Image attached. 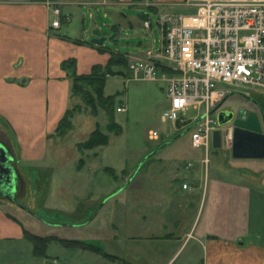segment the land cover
Here are the masks:
<instances>
[{"label":"crops","instance_id":"crops-1","mask_svg":"<svg viewBox=\"0 0 264 264\" xmlns=\"http://www.w3.org/2000/svg\"><path fill=\"white\" fill-rule=\"evenodd\" d=\"M52 1L71 16L58 27L51 26L53 12L48 0H0V117L14 135L11 148L1 137L0 141L16 156L13 165L24 166L27 181L30 170L45 160L50 135L69 107L70 70L62 67V60L73 57L76 73H88L94 64L104 65L113 52L122 53L127 63L147 58V50L158 53L161 30L155 23L145 26L143 21L150 17L149 10L157 15L167 12L165 7L182 4V0ZM127 7L144 11L130 15L124 11ZM100 11L113 17L114 25L127 27V41L114 38L124 49L103 48L72 34L74 25L88 20L94 27ZM119 66L117 74L124 78L127 64ZM219 108L228 107L221 104ZM160 148L143 161L147 162L144 171L148 178L144 176L147 179L141 185V211L129 206L126 212L124 238L137 244L121 256L127 264H264V158L235 157L240 162L220 172L201 169L200 161H207L208 152L206 159L194 157L193 162V158L168 152L154 155ZM91 163L96 165L98 160ZM177 177L181 182L174 186ZM183 182L190 187L183 188ZM17 187L16 183L15 193ZM14 216L0 203V243L29 240L22 221ZM18 245L13 253L24 252L25 258L17 254L14 264H47V252L36 255L32 245Z\"/></svg>","mask_w":264,"mask_h":264},{"label":"rangeland","instance_id":"rangeland-1","mask_svg":"<svg viewBox=\"0 0 264 264\" xmlns=\"http://www.w3.org/2000/svg\"><path fill=\"white\" fill-rule=\"evenodd\" d=\"M192 10V7L179 4L173 9L165 7L163 11L188 13ZM124 11L135 15L144 10L127 7ZM148 13L154 24L156 15L150 10ZM95 28L104 36L100 46L124 49L121 43L117 45L114 38L119 42L126 40L127 27L114 25L113 17H105L102 11L96 15L94 27L88 20L86 23L74 25L72 34L91 40ZM116 30L119 33H116ZM155 34L158 35V30ZM119 65L122 66L111 65V71L105 79L104 94L115 96L114 119L120 123L121 132L115 134L109 131L107 144L79 150L77 143L84 140L97 123L107 131L108 116L99 107L98 113H93L91 107L80 98L71 97L69 106L79 103L72 117L73 128L64 136L54 135L48 141L45 160L39 161L37 168L30 170L28 181L23 176L24 166L17 163L14 167L18 175V187L14 201L0 197V203L5 210L16 215L23 226L39 235L52 237L44 248V253H48V256L44 254L47 264H127L121 256H124L129 247H137V244L126 241L125 229L122 227L126 223L127 211H141V185L144 179L148 178L144 171L147 165V162L144 164V159L159 147L162 148L154 154L156 156L168 152L178 158H193V162L194 157L205 158L204 149L191 144L190 121L175 123L161 118L168 102L164 82L161 79L133 78L128 68L123 70L126 71L123 78L117 74ZM120 101L126 104V110L116 109ZM222 106L232 109L244 106L256 110L261 117V113L264 114V91L254 89L249 95L245 92L230 94ZM197 112L198 110L190 107L185 116L193 117ZM227 125L223 126L222 134ZM150 129H157L159 136L150 138ZM178 133L180 134L175 139L162 145ZM0 137L12 147L13 131L1 117ZM230 145V141L224 140L221 147L210 146L207 161H200L201 169L215 168L222 172L225 166L240 162L239 158L230 154ZM222 151L228 153L227 157ZM80 157H84L85 163L79 169L77 165ZM94 159L98 160L96 165L91 163ZM14 160L16 161V156ZM134 171L136 173L132 177ZM180 182L178 177L173 180L174 186H178ZM12 202L18 203L19 206H14ZM60 238L68 240L62 241ZM73 239L83 243L73 242ZM1 241L3 242L0 247H3V250L0 253V264H14L13 262L18 260L17 254H21L22 260L25 258L24 252L13 253V248L19 246L18 244L24 248L30 245L33 247L32 242L25 239L22 242ZM84 243L98 247L100 251L86 248ZM104 252L119 255L123 259L105 256Z\"/></svg>","mask_w":264,"mask_h":264},{"label":"built area","instance_id":"built-area-1","mask_svg":"<svg viewBox=\"0 0 264 264\" xmlns=\"http://www.w3.org/2000/svg\"><path fill=\"white\" fill-rule=\"evenodd\" d=\"M48 3L53 12L51 26L70 20V14L59 5L52 0ZM181 3L193 10L156 15L162 34L158 53L147 50V58L129 60L127 67L133 78L164 82L168 102L161 118L175 123L190 121L192 146L208 152L213 130L219 127L216 112L222 102L233 93L264 91V0ZM151 22L147 16L143 21L145 26ZM190 107L198 112L186 117ZM116 109L126 110L125 103L120 102ZM230 128L221 133L223 141L231 142ZM148 136L157 138L159 132L150 129ZM182 187L190 184L183 182Z\"/></svg>","mask_w":264,"mask_h":264},{"label":"trees","instance_id":"trees-1","mask_svg":"<svg viewBox=\"0 0 264 264\" xmlns=\"http://www.w3.org/2000/svg\"><path fill=\"white\" fill-rule=\"evenodd\" d=\"M112 64H122L126 65V58L120 52L111 53L108 61L102 65L100 63L94 64L88 73H76L75 71V59L73 57L63 59L61 65L63 68L70 70V96L78 97L80 100L84 101L92 109V112L97 114L98 107L103 109L108 116V122L106 124L107 131L100 128L98 123L96 126L89 132L88 136L77 143V148L79 150L90 149L99 145L107 144L109 141V131L118 134L121 132V125L114 119V94H104V85L106 74L111 71ZM79 107V103H75L72 106H69L65 109L63 115L58 120V123L54 129V132L50 136L58 135L64 136L69 130L73 128L72 117L74 111ZM185 130V129H184ZM84 157L78 159L77 168H79L84 163ZM7 214L16 218L9 211ZM24 233L26 237L33 244V252L36 255H44V248L46 243L52 237L45 235H39L32 232L25 226H23ZM62 241H65V238H60ZM68 240V239H67ZM66 240V241H67ZM73 242L83 243L80 240L73 239ZM84 246L90 247L93 250L99 252V248L85 244ZM105 256L116 257V255L104 252Z\"/></svg>","mask_w":264,"mask_h":264},{"label":"water","instance_id":"water-1","mask_svg":"<svg viewBox=\"0 0 264 264\" xmlns=\"http://www.w3.org/2000/svg\"><path fill=\"white\" fill-rule=\"evenodd\" d=\"M93 33L94 37L91 38V41L100 44L104 39L101 31L99 29H95ZM216 119L219 127L214 129L212 133L213 148H218L222 145V134L220 127L226 124H230L231 155L233 157L241 158H264V117L261 116L260 118L255 111L240 106L236 109L218 108L216 112ZM180 133L172 136L162 145L170 142ZM0 152L2 158L0 162V173L5 172L9 175L11 187L9 188V194L7 196L10 200L14 201V194L16 191L17 183V171L15 167L11 165V163H9V161L13 159V155L9 152L7 146L1 141ZM4 162L7 163L4 164ZM137 168L135 169V171L137 170Z\"/></svg>","mask_w":264,"mask_h":264},{"label":"flooded vegetation","instance_id":"flooded-vegetation-1","mask_svg":"<svg viewBox=\"0 0 264 264\" xmlns=\"http://www.w3.org/2000/svg\"><path fill=\"white\" fill-rule=\"evenodd\" d=\"M1 160H2V158H1V152H0V162H1ZM13 161H14V157H13V159H11L9 161V163H11V165H13V163H12ZM6 163L7 162H4V164H6ZM3 173H0V196L8 198L7 195L9 194V188L11 187L10 186V180H9L10 177L7 173H5V172H3Z\"/></svg>","mask_w":264,"mask_h":264},{"label":"bare ground","instance_id":"bare-ground-1","mask_svg":"<svg viewBox=\"0 0 264 264\" xmlns=\"http://www.w3.org/2000/svg\"><path fill=\"white\" fill-rule=\"evenodd\" d=\"M230 133H231V128H230Z\"/></svg>","mask_w":264,"mask_h":264}]
</instances>
